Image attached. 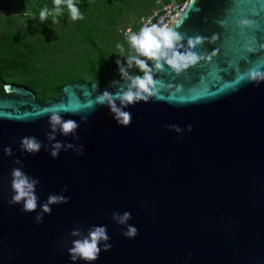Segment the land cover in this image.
Segmentation results:
<instances>
[{
  "label": "water",
  "instance_id": "1",
  "mask_svg": "<svg viewBox=\"0 0 264 264\" xmlns=\"http://www.w3.org/2000/svg\"><path fill=\"white\" fill-rule=\"evenodd\" d=\"M171 28L182 37L177 50L201 59L178 74L146 58L155 95L127 106L115 101L130 114L128 125L96 98L127 90L130 78L77 81L46 103L28 87L5 86L0 264H89L72 261L68 249L96 226L107 229L112 247L103 251L101 241L91 264H264V79H250L264 73V0H190ZM196 37L201 43L190 47ZM48 108L78 127L53 132ZM23 137H35L39 152L22 151ZM16 167L39 180L34 212L9 203ZM50 195L68 202L45 213ZM126 212V223L114 219ZM129 225L134 238L124 235Z\"/></svg>",
  "mask_w": 264,
  "mask_h": 264
},
{
  "label": "trees",
  "instance_id": "2",
  "mask_svg": "<svg viewBox=\"0 0 264 264\" xmlns=\"http://www.w3.org/2000/svg\"><path fill=\"white\" fill-rule=\"evenodd\" d=\"M157 2L75 0L83 19L73 21L62 5L63 12L53 24V17L42 22L39 14L45 7L52 9L54 0H0V94H6L7 84H18L35 91L37 100L46 103L77 81L107 86L142 76L134 60L129 66V57L135 56L119 31L135 25L136 21L121 23L128 13L134 12L139 19Z\"/></svg>",
  "mask_w": 264,
  "mask_h": 264
},
{
  "label": "clouds",
  "instance_id": "3",
  "mask_svg": "<svg viewBox=\"0 0 264 264\" xmlns=\"http://www.w3.org/2000/svg\"><path fill=\"white\" fill-rule=\"evenodd\" d=\"M190 1V0H189ZM62 5H66L68 12L73 21L78 19H83L80 9L77 7L75 0H54V7L49 9L47 7L40 11V20L43 22L49 16L53 17V24L57 23V17H59L63 8ZM250 22L248 20H241V27L249 26ZM181 35L178 31L167 26H161L159 24L150 23L148 25L140 28L139 32L132 33L127 36V39L138 53L139 56L146 57L148 60L155 62V68L161 69V61H164L171 69L176 73H180L190 66L197 64L201 59L193 51L180 52L177 50L176 45L181 39ZM202 38L196 37L195 42L189 39L190 47H195L196 44L201 43ZM215 36L213 37V41ZM117 48L122 49L121 44L116 45ZM135 61L136 66L143 72L142 76L131 77V83L127 90L118 91L117 93H109L105 91L102 95L96 98V102L99 104L107 103L111 110L115 113L118 123L122 125H128L130 122V114L123 111L121 108L116 106L115 101L119 100L122 106H127L141 100H147L149 97L155 95L153 88L157 81H154L152 75V69L146 63L145 60L139 59L137 57H129V66H131L132 61ZM117 64L120 65V61L117 60ZM120 71L123 75L127 76L126 70L121 66ZM264 79V73L252 72L250 74V79L256 81L257 78ZM52 111L51 108L44 109L43 112L47 113ZM50 123L53 126V132L56 130V126L60 125L61 131L67 135L72 133L74 129L78 127L75 121L67 120L62 121L61 116L58 112L52 111L50 117ZM175 127V126H173ZM180 131L179 128L175 129ZM189 131H191V125H189ZM49 139H54V136H50ZM20 146L22 151L29 154L38 153L41 144L35 137H23ZM72 147V145H68ZM61 148L59 143L53 146V151L51 155L56 157L58 151ZM5 154L12 155L11 147L4 149ZM15 164H20V160L14 161ZM11 188L13 195L10 204H21L22 211L24 212H34L37 209V196L35 194V186L39 183V180L28 176L22 168L16 167L11 170ZM67 199L62 195H50L48 201L41 206L42 211L49 213L51 211L49 205L58 203H67ZM130 218L129 213H124L123 216L114 215V219H117L119 223L124 224ZM43 217L37 215L35 218L36 223H41ZM71 235L78 236L79 232L73 230ZM125 236L129 238H134L137 235V229L131 225L128 226L127 231L124 233ZM109 240L107 235V229L103 226H96L89 230L88 236L83 239H76L72 242V247L68 249V254L72 261L83 260L86 262L96 261L99 258L101 248L99 244L104 241L103 251H108L111 249L112 245L106 243Z\"/></svg>",
  "mask_w": 264,
  "mask_h": 264
},
{
  "label": "built area",
  "instance_id": "4",
  "mask_svg": "<svg viewBox=\"0 0 264 264\" xmlns=\"http://www.w3.org/2000/svg\"><path fill=\"white\" fill-rule=\"evenodd\" d=\"M188 3V0H185L183 2H179V0H172L169 3H162L161 6L152 9V11L148 15L142 16L137 19L135 25L120 29L119 32L128 41V35L139 32L140 28L150 23H155L171 28L182 16L185 9L187 8ZM128 48L134 53L135 57L143 60L146 59V57L138 55L135 49L130 45L129 41Z\"/></svg>",
  "mask_w": 264,
  "mask_h": 264
},
{
  "label": "rangeland",
  "instance_id": "5",
  "mask_svg": "<svg viewBox=\"0 0 264 264\" xmlns=\"http://www.w3.org/2000/svg\"><path fill=\"white\" fill-rule=\"evenodd\" d=\"M163 1H164V0H158V2H157V7L161 6ZM151 11H152V10H151ZM136 19H137V17H136V15L134 14V12H132V13H128V14L126 15L125 19H124L121 23H122V24H126V23L131 22V21H136ZM133 55H134V53H133Z\"/></svg>",
  "mask_w": 264,
  "mask_h": 264
}]
</instances>
